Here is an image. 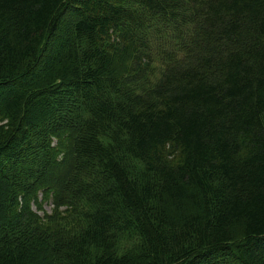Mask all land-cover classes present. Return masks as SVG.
Masks as SVG:
<instances>
[{"label": "trees", "instance_id": "trees-1", "mask_svg": "<svg viewBox=\"0 0 264 264\" xmlns=\"http://www.w3.org/2000/svg\"><path fill=\"white\" fill-rule=\"evenodd\" d=\"M0 264H264V0H0Z\"/></svg>", "mask_w": 264, "mask_h": 264}, {"label": "rangeland", "instance_id": "rangeland-1", "mask_svg": "<svg viewBox=\"0 0 264 264\" xmlns=\"http://www.w3.org/2000/svg\"><path fill=\"white\" fill-rule=\"evenodd\" d=\"M45 208H46L47 211H51V208H52V207L49 206V205H46Z\"/></svg>", "mask_w": 264, "mask_h": 264}]
</instances>
